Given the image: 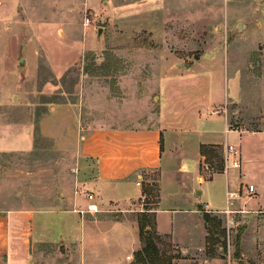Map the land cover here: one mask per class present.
Wrapping results in <instances>:
<instances>
[{"label": "rangeland", "instance_id": "374dc122", "mask_svg": "<svg viewBox=\"0 0 264 264\" xmlns=\"http://www.w3.org/2000/svg\"><path fill=\"white\" fill-rule=\"evenodd\" d=\"M167 86L180 89L176 99L200 86L206 99H223L224 87L231 100L215 111L227 130L264 131V0H0V214L71 202L75 211L77 196L91 192L77 184L91 176L78 155L83 137L97 127L137 125L127 116L152 125ZM224 129L218 126V141L259 150L264 174V138L240 142ZM226 146L209 160L219 173ZM221 188L210 195L220 197ZM153 190L147 209L157 200ZM253 199L252 206L264 203ZM229 201V209L201 212L226 249L193 255L164 239L161 255L173 264H264V209L249 217ZM30 264L84 262L72 245L41 244Z\"/></svg>", "mask_w": 264, "mask_h": 264}, {"label": "crops", "instance_id": "0c3cea01", "mask_svg": "<svg viewBox=\"0 0 264 264\" xmlns=\"http://www.w3.org/2000/svg\"><path fill=\"white\" fill-rule=\"evenodd\" d=\"M168 87L160 114L152 125H141L144 121L138 117L132 120V116H127L124 122L136 121L137 125L94 128L79 145L83 169L90 170L91 176L77 184L95 192L100 213L109 215L101 221H90L86 217L90 214L78 212L88 205L87 192L84 197L77 196L75 211L71 202L69 207L58 209L0 214V264H30L35 246L41 244L72 245L73 258L77 251L84 264H134L135 254L143 247L138 223L148 199L143 185L159 187L158 203L147 211L155 215L159 248L165 239L178 251L193 255L203 254L207 246L208 230L202 210L229 209L230 194L238 192L240 196L233 204L238 209L245 208L243 213L247 216L264 209V203L251 205L253 198L264 197V174L257 170L261 162L259 150L246 145L243 149L240 143L235 147L240 152L241 169L213 176L204 171V164H211L201 153L202 146H226L218 141V126H223L226 134H237L240 142L247 137L263 139L264 131L227 130L225 115L215 111L231 100L224 87L219 92L223 99L218 95L213 96L215 99L201 96L206 91L203 86L195 91L186 88L184 98L176 99L180 89ZM151 173H158L159 179L155 181ZM219 184L220 197L211 196V188ZM248 185L255 186V197L247 194ZM241 199L245 201L242 203ZM173 260L176 263L177 259ZM219 262L204 258L199 264Z\"/></svg>", "mask_w": 264, "mask_h": 264}, {"label": "trees", "instance_id": "16d2710c", "mask_svg": "<svg viewBox=\"0 0 264 264\" xmlns=\"http://www.w3.org/2000/svg\"><path fill=\"white\" fill-rule=\"evenodd\" d=\"M215 149L216 147H207L202 146L201 153L203 156H206L209 160L210 158L214 157L217 158L215 155ZM219 160V159H218ZM221 163V159H220ZM155 188L156 192V202L158 203L159 198V187L158 185L150 186V185H143V194L144 195H150V193ZM150 209H145V211L138 215V223L140 228V237L143 243L142 249L135 254V264H173V258H168L163 255H161L160 248L158 246V241L160 240L159 236L156 233L155 227V215L153 214L148 215L147 211ZM152 217V218H151ZM206 224H208L207 230H208V237H207V251H211L217 244H221V246L226 249L224 243H220L218 239H216L214 226H212V221L209 219L208 216H204ZM238 249V246H237Z\"/></svg>", "mask_w": 264, "mask_h": 264}, {"label": "built area", "instance_id": "2783aa9c", "mask_svg": "<svg viewBox=\"0 0 264 264\" xmlns=\"http://www.w3.org/2000/svg\"><path fill=\"white\" fill-rule=\"evenodd\" d=\"M239 156L240 152L239 150L233 146V145H227L225 148V153H224V169L223 172L227 173L231 169H236L239 170L241 169V163L239 161ZM204 170L207 172L209 175L216 174L218 170H216L213 166L209 164H204ZM78 173V169H76V174ZM247 194H249L250 197H255L256 196V189L254 185H248L246 187ZM240 192L238 193H233L230 194V198L232 200H235L238 198L240 195ZM87 200H88V205L86 206L85 209L78 210L80 214H97L100 212L98 209V206L96 204V196L93 192H87L86 194Z\"/></svg>", "mask_w": 264, "mask_h": 264}, {"label": "water", "instance_id": "95a60500", "mask_svg": "<svg viewBox=\"0 0 264 264\" xmlns=\"http://www.w3.org/2000/svg\"><path fill=\"white\" fill-rule=\"evenodd\" d=\"M23 63H24V60H22V61L20 62L21 65H23Z\"/></svg>", "mask_w": 264, "mask_h": 264}]
</instances>
